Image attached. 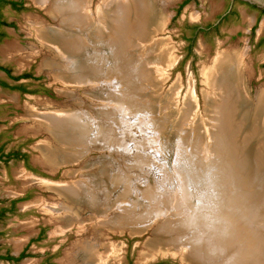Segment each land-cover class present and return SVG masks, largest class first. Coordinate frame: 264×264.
I'll return each mask as SVG.
<instances>
[{"label": "rangeland", "instance_id": "374dc122", "mask_svg": "<svg viewBox=\"0 0 264 264\" xmlns=\"http://www.w3.org/2000/svg\"><path fill=\"white\" fill-rule=\"evenodd\" d=\"M18 1L24 4L21 11L4 10L13 26L6 28L7 36L0 47L1 60L15 73L33 69L38 83L44 84L49 92L23 96L17 92L0 93V104L5 105L0 114L3 119L0 129L10 130L14 136L7 146L22 145L28 139L25 148L33 160L37 159L34 146L42 144L48 134L32 131L29 115L34 107L39 110L55 107L80 114L87 148L81 158L61 164L53 172L40 162L38 178L24 170L21 162L0 164V195L22 193L32 184L35 191L18 203L21 211L0 223L1 249L16 253L27 245L28 256L16 264H38L49 253L53 255V264L63 263L77 240L78 227L65 233L55 232L63 222L54 223L55 228L45 224V215L30 204L36 198L34 203L38 199L48 203L58 201L59 197L44 185L67 182L85 183L90 188L88 196L96 207L85 206L77 218L88 224L87 232H92L89 226V222H94L92 216L113 220V226L110 223L104 226L103 238L113 248L107 253L105 246H100L97 252L104 259L111 253L105 262L144 264L150 258L164 255L158 260L185 264L179 256L155 252L147 244L161 235L164 223L170 224L169 231L173 230L180 223L178 219H186L195 210L201 217L206 214L210 221L236 225V231L243 229L244 221L248 222L261 234L256 241L261 249L264 153L256 152L255 147L264 148V114L258 122L252 120L254 112L249 111L247 121L230 124L235 129L232 139L243 142L242 149L234 151L232 139L224 135L213 119L215 106L206 104L204 93L208 87L204 74L219 53H242L248 97L252 103L257 101L259 92L264 94V43L256 44L264 37V14L258 16L248 5L235 2L237 14L222 22L217 31L199 32L188 54L185 37L191 34L190 26H206L216 21L229 0H189L179 12L184 0H148L149 7L152 4L159 13V24L150 26L145 37L132 33L129 39H120L125 43L118 42L119 56L110 53L113 46L107 48L104 42L87 41L89 47L83 52L87 62L96 65L95 78L86 83L65 84L42 69L43 59L51 52L43 48L30 29L35 19L47 25H56V21L34 0ZM101 1L91 0L92 7ZM99 25L106 29V22ZM64 89L70 91L69 99L63 95ZM240 112L245 113V107L239 106L237 113ZM251 127V133L247 134ZM181 162H186L184 173L178 169ZM223 183L228 188L219 187ZM48 218L47 215L50 221ZM41 226L45 227L44 234L35 239ZM192 227L183 226L182 230ZM187 232L179 233L182 245L189 239ZM148 251L154 252L152 256ZM143 255L145 258L141 260ZM263 259L264 250L261 263ZM80 260L74 259L75 264ZM0 264L7 263L0 260Z\"/></svg>", "mask_w": 264, "mask_h": 264}, {"label": "bare ground", "instance_id": "6f19581e", "mask_svg": "<svg viewBox=\"0 0 264 264\" xmlns=\"http://www.w3.org/2000/svg\"><path fill=\"white\" fill-rule=\"evenodd\" d=\"M34 2L37 6L44 8L57 23L56 25H47L35 19L34 27L30 28L34 38L41 43L43 48H49V52H51L50 56L43 59L41 67L53 73L55 80L65 84L86 83L89 78L93 79L95 73L97 74L96 65L93 66L87 62L88 59L83 52L89 47L88 44L92 40L99 44L104 42L103 44L107 48L113 46V51L111 50L110 53L119 56L118 54L121 53H119L117 45H119L120 39L125 41L132 33L145 37L147 32V35L149 34L150 26H156L160 21L158 11L152 4L149 7L148 0H102L94 7H92L91 0H34ZM103 22L107 24L105 30L99 25ZM121 43L125 42L120 40ZM93 46L94 44H92ZM119 47L121 48L120 45ZM216 56L210 69L204 74V83L208 87L204 96L208 106H215L216 113L213 119L219 123V129H222L226 137L232 139L235 129L232 130L233 126L231 127L230 124L247 121V114H251L249 111L254 112L253 121L254 119L260 121L264 114V94L259 92L257 101H253V103L249 99L241 63L242 53L223 51ZM58 58L62 61H59ZM62 92L69 99L70 91L64 89ZM239 106L245 107L246 112L237 113ZM51 108L53 110L33 109L29 116L32 131L35 133L43 131L48 134L47 139L42 144H37L35 149L38 151V161L48 166L53 172L59 165L67 164L71 159L81 158L87 147L84 138L85 124L82 123L80 114L66 108ZM251 131L252 127L246 133L250 134ZM230 143L234 151H240L236 148L242 149L243 142L237 143L232 139ZM74 147L78 149L70 151ZM255 150L260 154L264 153V148L258 147V145ZM234 151L233 153H235ZM178 169L184 173L186 162L179 163ZM229 180L227 178L226 182L228 183ZM185 182L190 184L188 181ZM219 187L228 188V184L223 183ZM46 188L54 192L55 197L58 196L59 200L53 199L52 203H48L38 199L34 204L46 212L51 222L55 224L59 221L63 222L62 226L57 225L55 232L69 231L78 227L76 230L77 240L68 250L62 264H75L74 259L78 258L81 259L79 264L113 263V260L105 262L111 253L110 256H105L108 259H104L101 254L97 253L100 246H105L107 253L113 248V245H107L103 241L106 235L104 226H108L109 223L110 226H113L111 224L113 220L102 215L92 216L94 222H89L92 232H87L88 224L77 219L78 212L85 206L94 207V209L96 207L92 198L88 196L90 188L85 183L70 184L69 182L64 184L49 183L46 184ZM182 193H184L183 190ZM191 212L186 215L184 220L176 219L180 223L175 229L170 230L171 232L168 230L170 224L164 223L159 231L161 235L151 239L152 242H148V249L177 255L185 264H262L264 262L263 259L261 263L264 246L260 249L256 245L261 234L256 231L254 226L250 227L249 223L244 221L243 229L236 231V225L220 224V221H214L216 219L210 221L206 214L201 217L196 210ZM199 212H201L200 209ZM165 221L167 219H163V222ZM183 226L193 227L187 229L188 232L184 230L189 239L182 245L179 233L185 234L182 230ZM113 251L115 252L114 249ZM148 253L152 256L154 252L148 251ZM143 258L145 255L141 257V260Z\"/></svg>", "mask_w": 264, "mask_h": 264}, {"label": "flooded vegetation", "instance_id": "af4514ba", "mask_svg": "<svg viewBox=\"0 0 264 264\" xmlns=\"http://www.w3.org/2000/svg\"><path fill=\"white\" fill-rule=\"evenodd\" d=\"M12 2H15L16 4L13 5ZM235 2H242L248 5L250 8L258 12V16L264 14V9L259 8L253 4H250L243 0L241 1L240 0H233V1L229 0L223 12L219 14L216 21L206 26H200V25L190 26L191 34L189 37L188 36L185 37L187 41L188 54H191V51H192L191 48L199 32L217 31L219 25L222 22H224L231 16L237 14L235 7H234ZM5 9L18 12L24 9V4L22 1H18V0H0V47H1L3 40L7 36L6 28L13 26V23L8 22V20L5 17V13H4ZM251 30H253V28ZM263 43H264V37L260 38L256 42V44L258 45L263 44ZM0 72H3L4 74L3 76H0L1 92H4V91H9L12 93L17 92L19 93L20 96H23L25 94H35V93H39L40 91H46V92L48 91V88L44 84L38 83V77L33 72V69L32 70L25 69L24 71L15 73L12 67L2 62L1 51H0ZM4 106H5L4 104L2 103L0 104V114L3 112ZM35 109L37 108L34 107V110ZM0 117L2 116L0 115ZM1 121H3L2 118H0V122ZM12 137L14 136L11 134L10 130L0 129V164L2 163V164L7 165L9 164V162H21L24 167V170L29 171L32 176H35L38 178L40 162L38 161V159L33 160V158H31L29 155V150L25 148L27 146L26 142H28L29 140L28 139L24 140L22 145L7 146V144L13 139ZM37 144L38 143H36L35 146ZM49 175L52 176V174H49ZM32 192H35L33 189V184L30 189L27 188L22 193H17V194L15 193L12 196H8L6 194L0 195V223H4L6 218L21 211L18 208V203L23 202L24 200H27L25 198L29 197ZM34 201L32 200L30 205L31 207H34L39 212V208L33 205ZM41 213L45 215L44 223L51 224L55 228L54 223H51L50 221L46 219L47 218L46 212H43L41 210ZM44 231H45V227L41 226V228H39V230L37 231V235L35 239L40 238L44 234ZM65 232L66 231H64L63 233ZM27 251H28L27 245H25L24 247L16 251V253L15 252L12 253L8 248L1 249L0 247V260L4 261V263H7V264H16L21 259L26 258L28 256ZM38 264H53V255L50 253L44 255L39 260ZM151 264H171V263L168 260H157V261L152 262Z\"/></svg>", "mask_w": 264, "mask_h": 264}, {"label": "water", "instance_id": "95a60500", "mask_svg": "<svg viewBox=\"0 0 264 264\" xmlns=\"http://www.w3.org/2000/svg\"><path fill=\"white\" fill-rule=\"evenodd\" d=\"M231 1H233V0H231ZM243 1L248 2V3L253 4L259 8L264 9V0H243ZM164 257H165L164 255H161L159 257L156 256V257L150 258L144 264H149L150 262L157 261L158 259H162Z\"/></svg>", "mask_w": 264, "mask_h": 264}, {"label": "trees", "instance_id": "16d2710c", "mask_svg": "<svg viewBox=\"0 0 264 264\" xmlns=\"http://www.w3.org/2000/svg\"><path fill=\"white\" fill-rule=\"evenodd\" d=\"M189 0H184L180 5H179V9L177 10L179 12V10L181 9V7H183ZM13 5H15V2H12Z\"/></svg>", "mask_w": 264, "mask_h": 264}, {"label": "crops", "instance_id": "0c3cea01", "mask_svg": "<svg viewBox=\"0 0 264 264\" xmlns=\"http://www.w3.org/2000/svg\"><path fill=\"white\" fill-rule=\"evenodd\" d=\"M4 74H3V72H0V76H3ZM0 93H1V89H0ZM2 95V94H1Z\"/></svg>", "mask_w": 264, "mask_h": 264}]
</instances>
